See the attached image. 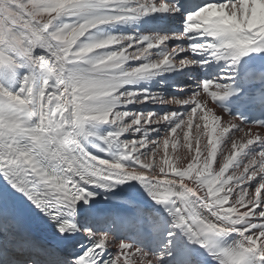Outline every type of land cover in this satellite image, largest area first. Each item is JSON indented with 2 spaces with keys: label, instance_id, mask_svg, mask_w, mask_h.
Returning a JSON list of instances; mask_svg holds the SVG:
<instances>
[{
  "label": "snow or ice",
  "instance_id": "obj_1",
  "mask_svg": "<svg viewBox=\"0 0 264 264\" xmlns=\"http://www.w3.org/2000/svg\"><path fill=\"white\" fill-rule=\"evenodd\" d=\"M0 264H264V0H0Z\"/></svg>",
  "mask_w": 264,
  "mask_h": 264
},
{
  "label": "bare ground",
  "instance_id": "obj_2",
  "mask_svg": "<svg viewBox=\"0 0 264 264\" xmlns=\"http://www.w3.org/2000/svg\"><path fill=\"white\" fill-rule=\"evenodd\" d=\"M152 107H159V105H153ZM205 142H206V140H205L204 138H202V144L205 143ZM177 151L180 152V153H184V152H186L187 150L184 149V148H181V147L178 145V146H177ZM169 152H170V154L172 153V149H171V147L169 148Z\"/></svg>",
  "mask_w": 264,
  "mask_h": 264
}]
</instances>
